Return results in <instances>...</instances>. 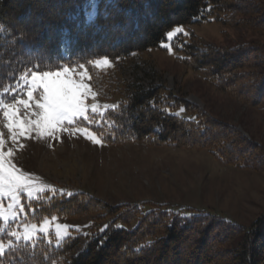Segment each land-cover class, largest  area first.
<instances>
[{
    "label": "trees",
    "instance_id": "1",
    "mask_svg": "<svg viewBox=\"0 0 264 264\" xmlns=\"http://www.w3.org/2000/svg\"><path fill=\"white\" fill-rule=\"evenodd\" d=\"M85 3L0 0V96L25 73L90 67L105 56L129 59L159 47L174 26L202 22L213 12L223 13L219 20L226 25L264 33L263 0H98L92 21L86 20ZM200 42L184 44L185 63L215 89L264 114V45H206L198 51ZM179 106L191 117L167 112ZM101 132L110 144L144 141L154 147L207 148L223 164L264 167L261 148L235 125L162 85L129 88L116 107L104 112ZM32 202L30 217L35 220L91 214L97 221L110 218V226L92 235L70 234L71 239L58 244L42 236L33 244L20 241L0 255V264H264V214L245 228L204 210L183 214L151 202L110 207L83 191Z\"/></svg>",
    "mask_w": 264,
    "mask_h": 264
},
{
    "label": "rangeland",
    "instance_id": "2",
    "mask_svg": "<svg viewBox=\"0 0 264 264\" xmlns=\"http://www.w3.org/2000/svg\"><path fill=\"white\" fill-rule=\"evenodd\" d=\"M97 2L86 0L84 14L87 21L94 20ZM223 17V13L213 12L202 22L178 25L185 32L174 38V51L171 48L165 50L164 41H167L163 40L159 47L138 52L129 59H111L112 67L101 68L93 63L94 66L80 69L77 75L82 81L84 73H90V80L84 82L85 86L87 82L91 86L89 91H92L93 98L89 106L95 114H90L85 121L71 123L68 122L72 118L71 111L63 110L65 130L56 140L42 132V138L22 140L24 146L19 149L11 141L0 115V137L7 139L6 145L0 140V146L7 148V151L0 152V242L6 250L10 241L12 245L20 241L33 244L40 236L58 244L64 240L68 228V235H92L110 220L97 221L91 214L83 217L51 216L41 220L31 218L35 212L32 201L54 193L70 195L74 191H83L110 207L151 202L183 214L204 210L223 215L245 228H250L264 214V167L250 170L223 164L207 148L154 147L144 141L110 144L103 140L101 132L104 112L116 107L129 88L162 85L212 117L235 125L264 154V114L260 108L215 89L184 61L188 58L184 44L192 39L202 40L196 47L198 51L204 50L206 45L234 46L251 41H260L264 45V33L245 25H226L219 20ZM169 34L170 31L166 36ZM69 66L78 67L67 65L62 68ZM35 74H22L13 87L5 89L7 95L0 97L7 101V97H12V89L25 91L20 87L21 79L27 82L28 77ZM167 112L191 117L181 106L168 107ZM89 128L93 131H88ZM97 137L102 139L103 146L98 145ZM7 152L15 153L14 163L24 170V179L18 184L9 180L12 168ZM22 207L26 208V213L21 211ZM149 208L147 205L145 210ZM13 212L20 215L13 217ZM45 224L47 229L43 227ZM25 225L35 233L30 240H17L11 235L16 231L22 237ZM85 241L78 248L84 246ZM236 242L228 246L233 247ZM6 250H0V255Z\"/></svg>",
    "mask_w": 264,
    "mask_h": 264
},
{
    "label": "snow or ice",
    "instance_id": "3",
    "mask_svg": "<svg viewBox=\"0 0 264 264\" xmlns=\"http://www.w3.org/2000/svg\"><path fill=\"white\" fill-rule=\"evenodd\" d=\"M184 32L185 30L179 26L174 30H170V34L165 37L167 41H164L165 50L171 48L174 51L172 43L174 38L179 37ZM94 63L101 68L104 66L112 67V60L107 56L97 58ZM86 67V65L69 66L47 74L40 73L37 70L35 75L28 77L27 82L21 79L20 87L24 88L25 91L19 92L18 89H12L11 96L15 97V99L5 101L0 97V115L5 121V127L11 141L16 143L19 149L24 146L21 142L22 140L42 138V132L50 139H58L61 136L59 133H63L65 130L63 127L65 121L62 117L65 109L70 110L72 113V118L68 121L71 123L85 121L90 118V114H95L89 106V101L93 98L92 91H89L91 86L88 82L87 86H85L84 82L90 80V73H84V81L78 79L77 75L80 69ZM85 92L88 94L85 95ZM3 95H7V93H3ZM25 96L26 98H24ZM88 131L93 130L89 128ZM0 140L4 141V145L7 144L5 137H0ZM97 142L99 146H103V141L99 137H97ZM5 151H7L6 146H0V152ZM14 155V152H7V158L11 160L9 167L12 168L9 180L13 184H18L24 179L22 177L24 170L14 163ZM17 193H19L18 188ZM20 204H23L22 200H20ZM21 211L26 213V208L22 207ZM19 215L20 213H12L13 217H18ZM109 226L105 225L99 231L103 232ZM43 227L47 229L48 225L45 224ZM68 233L69 228L65 233L64 238L66 240L71 239ZM34 234V232L28 230L26 225L24 226L22 237L16 231L11 233L17 240L22 238L25 241L30 240ZM11 246L12 242L10 241L7 247ZM0 250H6L2 242H0Z\"/></svg>",
    "mask_w": 264,
    "mask_h": 264
}]
</instances>
